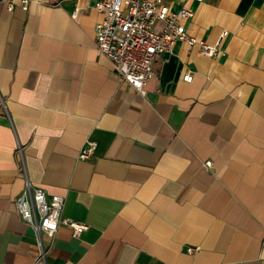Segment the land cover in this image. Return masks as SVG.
<instances>
[{"label": "crops", "instance_id": "1", "mask_svg": "<svg viewBox=\"0 0 264 264\" xmlns=\"http://www.w3.org/2000/svg\"><path fill=\"white\" fill-rule=\"evenodd\" d=\"M165 2L224 52L176 41L141 94L97 53L91 1L0 0V264H264V0ZM24 173L87 229L39 240Z\"/></svg>", "mask_w": 264, "mask_h": 264}, {"label": "built area", "instance_id": "2", "mask_svg": "<svg viewBox=\"0 0 264 264\" xmlns=\"http://www.w3.org/2000/svg\"><path fill=\"white\" fill-rule=\"evenodd\" d=\"M11 1L7 0L10 9ZM83 1H91L92 8L102 15L95 25L97 53L108 59L118 80L141 94L145 83L153 76L154 62L169 51L176 41L196 44L203 54L214 58L224 52L219 43H206L186 30L183 21L192 17L193 12L184 5L174 10L165 0ZM29 2L20 0L21 8L26 10ZM75 15L76 11L73 12ZM226 35L227 30H223L220 39ZM182 79L190 81L192 75L185 73ZM95 147V141L86 139L77 158L88 159ZM17 149L20 151L19 145ZM203 165L210 167L211 161L205 160ZM63 204V196L47 197L44 190L33 185L24 173V186L15 198L14 205L21 219L31 226L39 240L42 236L53 237L60 225L69 227L74 236L87 229L85 223L62 214ZM198 248L187 246L186 252L193 254ZM44 253L41 248L40 258H43Z\"/></svg>", "mask_w": 264, "mask_h": 264}]
</instances>
